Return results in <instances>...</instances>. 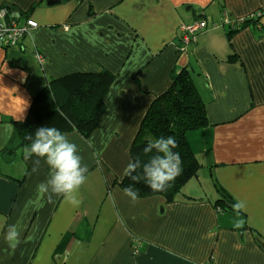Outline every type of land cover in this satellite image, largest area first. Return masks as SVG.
Masks as SVG:
<instances>
[{
  "label": "crops",
  "instance_id": "obj_1",
  "mask_svg": "<svg viewBox=\"0 0 264 264\" xmlns=\"http://www.w3.org/2000/svg\"><path fill=\"white\" fill-rule=\"evenodd\" d=\"M48 1L0 0V11L40 26L0 48V264H264V0ZM200 21L207 30L185 43ZM183 68L210 123L188 136L202 166L186 186L192 200L133 203L114 182L148 109ZM102 70L116 77L102 121L87 140L67 135L88 168L81 203L49 200L37 192L48 166L33 173L23 149L4 153L14 123L50 80ZM220 190L245 209L219 211ZM10 225L20 230L15 249L4 240Z\"/></svg>",
  "mask_w": 264,
  "mask_h": 264
},
{
  "label": "trees",
  "instance_id": "obj_2",
  "mask_svg": "<svg viewBox=\"0 0 264 264\" xmlns=\"http://www.w3.org/2000/svg\"><path fill=\"white\" fill-rule=\"evenodd\" d=\"M115 79L114 74L102 70L98 73H75L50 80L33 97L26 120L14 123V136L4 153L12 159L16 150L30 145L31 141L27 137L31 135L34 138L35 130L44 126H55L65 135L77 133L82 138L89 139L106 113L105 100ZM209 126L206 105L191 73L183 68L172 76L171 86L148 109L130 148L131 160L138 159L141 165L134 173L137 179L124 176L121 181L116 180L114 186H119L122 190L126 187L133 188L138 199L163 196L167 203L180 198L192 200L184 194V190L192 180L198 178L202 166L190 146L188 136ZM161 136L175 137L178 146L174 151L182 159V172L166 189L153 192L147 186L142 168L154 153L146 155L143 149L149 141ZM220 194L222 198L217 200L216 208L236 214L233 209L236 202L224 191L220 190Z\"/></svg>",
  "mask_w": 264,
  "mask_h": 264
},
{
  "label": "clouds",
  "instance_id": "obj_3",
  "mask_svg": "<svg viewBox=\"0 0 264 264\" xmlns=\"http://www.w3.org/2000/svg\"><path fill=\"white\" fill-rule=\"evenodd\" d=\"M61 115H63L61 113ZM66 119V118H65ZM70 123V121H69ZM11 129V125L5 126ZM31 141L23 150V158L33 163L32 172L39 170L41 161L48 166V178L37 185V192L42 196L62 197L64 202L78 207L81 187L86 183L88 168L82 164V157L78 154V146L71 142L70 138L55 126H44L35 130V137H27ZM175 137L161 136L149 141L144 147V154L154 153L147 163L143 165L142 175L147 186L153 192H160L174 183L182 172V159L178 152ZM35 158V159H33ZM140 161L130 160L124 169L123 175L136 180L134 173L140 169ZM123 194L130 198L131 202L138 201V194L131 187L123 189ZM233 209L239 214L245 209V204L238 201ZM244 221L237 220L235 228L243 227ZM4 240L11 249H15L20 243V230L16 225H10Z\"/></svg>",
  "mask_w": 264,
  "mask_h": 264
},
{
  "label": "built area",
  "instance_id": "obj_4",
  "mask_svg": "<svg viewBox=\"0 0 264 264\" xmlns=\"http://www.w3.org/2000/svg\"><path fill=\"white\" fill-rule=\"evenodd\" d=\"M244 20L245 19L238 21L236 27H240L241 25H243ZM39 27H40L39 24L35 20L28 19L25 22L20 23L19 20H17L15 16L7 9L1 10L0 11V48L3 49L16 48L21 44L24 38L30 35L32 31L37 30ZM207 27L208 26L206 22L200 21L186 28L185 43H189L191 40L195 38V36L199 32L206 30ZM35 57L39 64L41 65L44 64L45 58L40 52L36 51Z\"/></svg>",
  "mask_w": 264,
  "mask_h": 264
},
{
  "label": "rangeland",
  "instance_id": "obj_5",
  "mask_svg": "<svg viewBox=\"0 0 264 264\" xmlns=\"http://www.w3.org/2000/svg\"><path fill=\"white\" fill-rule=\"evenodd\" d=\"M25 17V20L27 19L26 18V16H24ZM38 62V61H37ZM208 181V180H207ZM192 184H195L196 186H198V184H197V181H194V182H192ZM210 186H209V181L208 182H206V186H204V188L206 189V191L208 192V191H210V189H212V188H209ZM187 188H186V190H184V194H186V192H187ZM196 194V193H195ZM194 194V195H195Z\"/></svg>",
  "mask_w": 264,
  "mask_h": 264
},
{
  "label": "water",
  "instance_id": "obj_6",
  "mask_svg": "<svg viewBox=\"0 0 264 264\" xmlns=\"http://www.w3.org/2000/svg\"><path fill=\"white\" fill-rule=\"evenodd\" d=\"M60 2L59 1H56V0H49L48 2H47V5L48 6H54V5H57V4H59Z\"/></svg>",
  "mask_w": 264,
  "mask_h": 264
}]
</instances>
